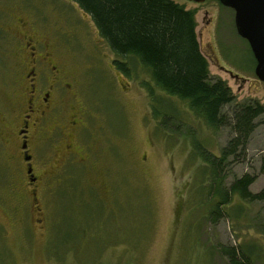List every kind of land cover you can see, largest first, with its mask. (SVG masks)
Here are the masks:
<instances>
[{"label":"rangeland","instance_id":"1","mask_svg":"<svg viewBox=\"0 0 264 264\" xmlns=\"http://www.w3.org/2000/svg\"><path fill=\"white\" fill-rule=\"evenodd\" d=\"M173 2L195 12L209 76L225 81L236 102L251 98L264 106V83L254 75L255 60L236 33L233 11L217 0ZM17 18L63 42L57 60L67 76L57 115L66 138L57 129L52 140L33 142L37 214L25 193L19 197L23 176L15 172L17 143L8 135L22 97L12 82L16 59L5 51L11 48L6 31L23 32L14 28ZM0 26L6 30H0V264H228L222 248L264 264V200L231 194L220 217L211 216L218 194L196 147L218 155L232 137L229 129L212 130L186 102L155 88L137 60L113 54L70 0H0ZM62 28L72 36L60 38ZM115 61L127 63L128 75ZM72 121L82 128L75 130ZM263 151L264 116L244 153L223 166L219 190L247 174L254 178L250 193L260 192Z\"/></svg>","mask_w":264,"mask_h":264},{"label":"trees","instance_id":"2","mask_svg":"<svg viewBox=\"0 0 264 264\" xmlns=\"http://www.w3.org/2000/svg\"><path fill=\"white\" fill-rule=\"evenodd\" d=\"M94 24L110 51L119 57L137 60L148 72L155 88L168 96L187 103L188 108L212 130L227 128L232 137L218 155L196 147L198 156L211 173V191L218 194L211 216L220 217V206L227 205L231 194L245 202L264 200V186L251 194L254 178L243 175L235 179L225 192L219 190L220 172L238 151L244 153L264 116V106L255 99L236 102L226 82L209 76L207 62L196 39L194 10L173 0H70ZM115 66L128 75L127 63L115 61ZM149 97L152 88L143 84ZM228 108L229 111H225ZM158 112L153 109V116ZM162 127L167 125L161 120ZM260 172L264 174V151L260 157ZM228 264H251L250 258L233 248H222Z\"/></svg>","mask_w":264,"mask_h":264},{"label":"flooded vegetation","instance_id":"3","mask_svg":"<svg viewBox=\"0 0 264 264\" xmlns=\"http://www.w3.org/2000/svg\"><path fill=\"white\" fill-rule=\"evenodd\" d=\"M8 14L9 21L10 19L12 21L15 18L14 12L10 10ZM15 21L19 26L14 28L23 30V32L13 33L10 32V28L6 31L0 26L1 31L9 32V34L7 33L8 37H6L8 40L6 45L9 44L11 48L5 51L9 55L12 54V57L16 59V79L12 82L17 86L19 96L22 95L19 97L20 109L13 113L12 120L15 123L8 135L17 143L14 160L20 165V169L15 168V172H20L23 176L19 197L25 198L26 195V199L30 201V210L37 214L38 211L34 210L35 191L32 189L37 181V175L34 173L36 168L33 142L40 139L52 140L53 132L57 129L62 137L61 140L66 138L58 125L57 115L64 102L67 76L62 68L58 67L57 60L63 42L61 43V40L39 32L37 26L29 20L24 21L22 18H17ZM58 33L60 38H70L73 34L72 31L64 30V28ZM1 39L2 37H0V42ZM0 48L4 49L1 43ZM1 55L3 56V52L0 53ZM70 98H74L73 94ZM71 125L75 127V130L82 128L76 121H72ZM3 140L0 139V141ZM59 143L64 144L67 154H74L80 161L86 160L81 157V151H74L72 147L66 145V142ZM26 158L28 159L26 160ZM28 167L31 168L30 173L27 172Z\"/></svg>","mask_w":264,"mask_h":264},{"label":"water","instance_id":"4","mask_svg":"<svg viewBox=\"0 0 264 264\" xmlns=\"http://www.w3.org/2000/svg\"><path fill=\"white\" fill-rule=\"evenodd\" d=\"M185 1L202 3L206 0ZM218 1L222 6L233 10L236 33L247 41L255 60L254 75L264 83V0ZM27 172H31L30 167Z\"/></svg>","mask_w":264,"mask_h":264}]
</instances>
